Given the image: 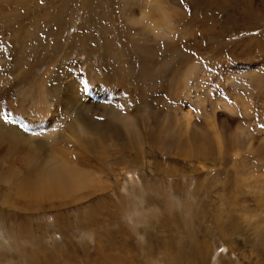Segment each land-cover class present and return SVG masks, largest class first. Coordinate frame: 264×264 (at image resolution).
<instances>
[{
  "label": "rangeland",
  "instance_id": "1",
  "mask_svg": "<svg viewBox=\"0 0 264 264\" xmlns=\"http://www.w3.org/2000/svg\"><path fill=\"white\" fill-rule=\"evenodd\" d=\"M151 1L0 0V124L41 167L85 173L36 198L29 158L0 148V264H264V0H157L176 24L153 41L131 12ZM188 115L221 157L161 148L162 121Z\"/></svg>",
  "mask_w": 264,
  "mask_h": 264
},
{
  "label": "bare ground",
  "instance_id": "2",
  "mask_svg": "<svg viewBox=\"0 0 264 264\" xmlns=\"http://www.w3.org/2000/svg\"><path fill=\"white\" fill-rule=\"evenodd\" d=\"M131 12L134 16L132 21L137 24L139 29V36L148 37L150 41L157 40L158 38H167L173 32V25L176 24V16L174 12L170 11L157 0H152L147 4L144 2L140 7L133 6ZM257 84L258 88H262L264 86V79L258 77ZM70 93L72 95L71 100H73V97L74 100H76V96L73 92ZM65 100L69 101L70 99ZM183 118L184 119L181 120L164 119L162 121L165 127L161 124L159 129L162 130V128H164L162 133L165 139L163 140L164 143H162L163 147H160L164 151L192 158H213L218 157V155L221 157L226 152L225 139L215 132L216 126L214 124L211 123V125L210 123H207L208 125L205 127L193 122L189 115L184 116ZM83 127H85V125L77 127L81 135L86 134L84 131H88V129L85 130ZM135 129H133L131 125H126L125 127V131L130 136L137 135L138 130ZM148 134L154 135V130L150 129ZM244 134L241 131H235L230 134L229 140L237 141L239 138L241 140L245 139ZM248 141L250 140L248 139ZM242 143H244V141ZM4 146L6 154H24L25 157L23 158H29V161L27 160L28 162L25 161L27 169L25 180L21 186L19 185L22 192L26 194L30 192L36 198H42L47 195L57 196L71 192L74 193L79 189L84 188L83 178H85V173L82 170L73 167L64 159L61 161L56 156L50 155V157L49 154L44 157L46 159L45 161H48V163L44 165V168L41 167L44 159L41 160V156L36 153V143L34 144L33 140L20 135L17 131H6V129L0 124V148H3ZM260 146L264 147V143L260 144ZM48 152H50V150ZM87 180L92 181L90 175L87 176ZM246 217H248L247 219L249 221L256 219L258 222L257 224H263L258 221V215L249 213Z\"/></svg>",
  "mask_w": 264,
  "mask_h": 264
},
{
  "label": "snow or ice",
  "instance_id": "3",
  "mask_svg": "<svg viewBox=\"0 0 264 264\" xmlns=\"http://www.w3.org/2000/svg\"><path fill=\"white\" fill-rule=\"evenodd\" d=\"M6 119V118H5Z\"/></svg>",
  "mask_w": 264,
  "mask_h": 264
}]
</instances>
